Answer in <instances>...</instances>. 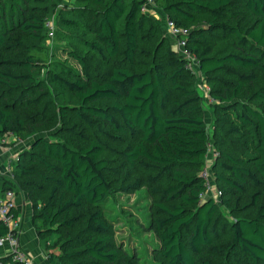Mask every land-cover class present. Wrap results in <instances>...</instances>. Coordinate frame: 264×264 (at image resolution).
I'll use <instances>...</instances> for the list:
<instances>
[{
	"label": "trees",
	"instance_id": "1",
	"mask_svg": "<svg viewBox=\"0 0 264 264\" xmlns=\"http://www.w3.org/2000/svg\"><path fill=\"white\" fill-rule=\"evenodd\" d=\"M10 3V13L0 9V53L8 49L10 33L14 28L42 37L47 17L28 13L23 0ZM30 1V0H28ZM101 7L88 26L94 37L85 40L87 49L97 53L103 62L111 65L100 79H95L86 58L75 51H68L82 70L65 68L55 73L53 80L59 85L62 96H73L78 101L74 111L91 126L97 123L109 125L114 138L130 136L133 140L120 151L122 163L128 167L127 176L135 171L149 174L146 181L137 176L125 189H139L144 185L162 195L158 209L164 213L151 221L163 245V255L169 264H195L202 247L213 243L219 205L213 196L201 198L206 190L202 171L206 167L210 135L205 118L198 106L202 100L189 74V60L170 51V63L176 65L168 73L162 64L144 71H132L140 51L141 32L150 17L143 13L145 0H83ZM159 8L172 12L178 27H187V46L194 55L201 71L210 74L224 70L234 63L250 74L241 73L232 92L220 97L229 105L238 121L255 129L254 147L242 158L226 154L220 162L222 172L217 179L230 186L229 192L240 195L244 185L251 180L258 189L250 193L249 202L241 206V196L234 203L225 205L234 214L229 222L236 250L249 257L254 264H264V114L249 103L236 100L249 83L264 75V0H154ZM238 12L228 16L230 7ZM28 7V6H27ZM210 11L214 17L210 31L220 29L227 36H235L241 45L239 52L225 55L214 53V45L203 30L194 28L196 13ZM63 19V18H62ZM67 26L75 20L63 19ZM160 25V21H156ZM124 48V49H123ZM122 56V62L117 60ZM28 67L36 63H48L49 52L44 45H29L26 51ZM3 77L20 80L24 77L0 72V83L10 85ZM3 78V79H2ZM255 98L264 101V85L254 92ZM62 108L63 115L67 114ZM238 127L232 131L238 132ZM38 129L19 114L0 107V140L7 133L20 139H28ZM82 137H85L81 134ZM40 152H37V151ZM107 146L99 140L73 147L66 140L40 138L33 146L28 159L21 153L15 163L14 178L2 177V189L15 190L16 178L37 210V196L44 194V206L39 210L34 225L41 243L51 234L61 235L76 223L83 226L85 240L69 252L68 258L80 260L76 264H118L120 252L112 246L110 224L104 216L103 205L111 192L106 176L108 160L103 157ZM43 166L51 175L34 166ZM33 178V179H26ZM16 181V182H15ZM21 189V190H22ZM16 191V190H15ZM38 217V218H37ZM41 219L46 226H37ZM58 226V227H57ZM6 232L0 223V235ZM188 234V240L184 239ZM51 264H65L48 253ZM5 259V258H2Z\"/></svg>",
	"mask_w": 264,
	"mask_h": 264
},
{
	"label": "rangeland",
	"instance_id": "2",
	"mask_svg": "<svg viewBox=\"0 0 264 264\" xmlns=\"http://www.w3.org/2000/svg\"><path fill=\"white\" fill-rule=\"evenodd\" d=\"M168 1L180 3L181 0ZM13 2L18 1L0 0V9L9 15V4ZM22 4L26 6L27 11L29 10L24 14L20 7V13L23 16H28L33 12L43 17L52 18L56 23V30L52 37H49L48 32L44 31L42 37L38 38L15 27L10 33L11 39L7 44L9 48L0 53V72L24 77L20 80L3 77L10 85L0 83V107L19 114L38 129L35 135L26 140L20 139L16 135L11 136L10 143L4 145L10 147L19 144L15 153L18 154L17 152L22 150L28 159L33 152L34 144L40 138L63 139L75 148L88 144L91 140H99L104 143L107 146V151L103 157L108 160L106 176L110 181L111 192L103 205V212L111 227L112 246L117 248L121 255L118 264H169L168 258L163 255L164 248L160 236L151 229L149 224L164 215L158 209V205L163 202L162 195L154 192L148 185L135 190L125 189L135 177L143 176L146 181L148 175L152 174L135 171L132 176H127L129 169L122 163L120 151L126 143L133 139L130 136H124L123 139L114 138L113 135L116 133L109 125L103 123H97L95 126L84 123L74 111V108L78 106L77 99L69 95L62 96L58 89L59 85L53 80L54 74H61L65 68L82 70L80 64L68 53L72 50L86 58L95 79H100L106 71L110 70L111 65L104 63L102 57L87 49L84 42L94 37L89 33L88 26L93 23L96 13L101 7L93 2L83 0H23ZM155 9L156 15L148 13L151 17L141 32L140 51L135 64L130 65L132 71H144L154 65L162 64L170 73L176 66L170 63V51L182 56L178 38L171 34L167 25L176 16L166 9L157 7L156 4ZM239 10V7H230L227 10L228 16L222 19H230L229 16ZM195 16L194 28L206 32V36L214 45V53L225 55L241 50L239 40L235 36H227L220 29L210 31V24L214 20L210 11L196 13ZM62 18L75 20L76 25L67 26ZM156 21H160L161 24L157 25ZM34 44L44 45L48 49L49 61L48 63L39 62L28 67L26 64L27 47ZM122 58L120 55L117 60L122 62ZM186 58L190 62L188 71L191 80L202 98L198 109L203 113L210 135L206 168L211 173L210 183L214 189L211 196L216 199L220 208L219 216L216 219L213 243L209 247H202V251L195 255V264H254L249 257L236 250L229 225V222L234 219V214L224 203L230 200L233 204L236 197L241 196L242 206L244 202H249L250 193L258 187L249 180L244 185L245 191L240 195H235L229 192L230 186L219 181L216 176L217 173L223 171L220 162L226 160V154L242 158L250 154L254 147L255 129L242 125L231 107L222 104L219 99L232 92L241 73L250 74L253 71L229 63L224 70L205 74L201 71L195 56ZM258 76V80L249 83L244 91L236 97V100L249 103L264 114V101L254 96V92L264 85V75L259 74ZM63 107L67 111L65 115L62 113ZM233 126L238 127L239 131H232ZM81 134L85 137H82ZM34 167L48 175L52 174L43 166L36 165ZM16 181L15 190L19 193L26 192L20 186L18 177ZM259 189L264 188L259 187ZM220 191L221 194H219ZM36 196L37 210L33 207V202L30 199L32 211L29 212V216L33 219V225L39 210L45 203L43 193L38 191ZM37 226L46 225L39 219ZM82 228V224L78 222L72 229L64 230L61 235L54 233L47 235L40 246L41 250H47V256L49 253L57 259L64 258L65 264H76L80 259L76 257L67 259V254L85 240L86 234L82 232ZM184 239L188 240V234H185Z\"/></svg>",
	"mask_w": 264,
	"mask_h": 264
},
{
	"label": "built area",
	"instance_id": "3",
	"mask_svg": "<svg viewBox=\"0 0 264 264\" xmlns=\"http://www.w3.org/2000/svg\"><path fill=\"white\" fill-rule=\"evenodd\" d=\"M143 13H150L156 15L154 0H145L141 6ZM168 28L171 34L178 38L181 53L185 57L193 58L191 51L187 46V35L189 29L187 27H178L172 20L168 22ZM45 27L47 29L49 37L54 36L56 30V23L52 18L47 17L45 19ZM10 136H14L12 133H7L4 138L0 140L1 144L7 143ZM18 160V156H10L7 161V175L10 178H14L15 163ZM202 176L206 180V190L201 193V198H207L213 193V188L210 183L211 173L205 167L202 171ZM222 192L220 191L219 194ZM17 193L15 190L8 188L2 189L0 187V223H2L6 232L0 235V249L6 248V251L0 256V264H36L35 259L30 254L26 253L21 247V232L23 228V219L18 209L16 202ZM5 258V259H2Z\"/></svg>",
	"mask_w": 264,
	"mask_h": 264
},
{
	"label": "crops",
	"instance_id": "4",
	"mask_svg": "<svg viewBox=\"0 0 264 264\" xmlns=\"http://www.w3.org/2000/svg\"><path fill=\"white\" fill-rule=\"evenodd\" d=\"M4 138V136H3ZM11 136L8 138V142L10 143ZM19 144H15L13 146H5L1 144L0 146V187L2 186L3 179L2 177H8L7 175V161L10 156H19L23 153L22 150H19L16 154V150L18 149ZM208 158V156H207ZM208 161V160H206ZM16 202L18 205V209L23 214V228L21 232V247L22 249L33 256L36 264H51L48 260L47 250H41L40 246L42 245L41 239L39 237V232L34 228L33 219L29 216V212L32 211V202L26 192H17ZM22 217V219H23ZM6 248L0 249V256L4 254Z\"/></svg>",
	"mask_w": 264,
	"mask_h": 264
}]
</instances>
